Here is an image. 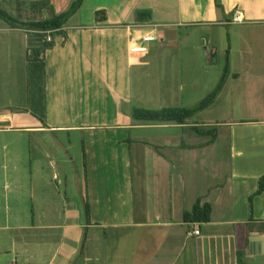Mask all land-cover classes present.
Returning <instances> with one entry per match:
<instances>
[{"label":"crops","instance_id":"obj_1","mask_svg":"<svg viewBox=\"0 0 264 264\" xmlns=\"http://www.w3.org/2000/svg\"><path fill=\"white\" fill-rule=\"evenodd\" d=\"M218 1L231 23L261 24L259 40L264 44V0ZM71 2L0 0V7L27 21L60 14ZM138 9L151 10V19L137 21ZM101 10L106 17L99 21L95 13ZM237 13L240 18L234 20ZM220 19L214 0H84L63 30L52 35L53 47L44 52V124L27 108L26 67L32 58L27 30L0 19V120L10 122L0 132L39 129L64 132L69 138L71 133L80 134L85 172L82 200L71 203L65 196L59 209L50 182L44 180L45 169L30 167L29 171L22 153L1 146L0 264H121L123 249L109 247V238L145 227L151 228L148 245L131 250L130 264H264V192L253 198L252 220L248 202L264 173V95L260 96L264 72L260 70L263 64H258L259 72L247 70V62L252 59V67L254 63L253 54L251 59L246 56L247 39L238 51L245 66L231 71L228 78L241 75L257 80L260 89L249 85L248 96L242 99L244 107L254 112L232 122L199 124L228 129V173L222 181L200 186L195 178L186 179L187 172L212 156V150H207L210 144L204 145L208 140L152 134L161 128L189 125L131 115L133 107L153 101L152 97L146 100L139 81H134V63L139 62L133 48L143 34L166 35L185 23L226 22ZM231 42L228 56L233 51ZM142 44L146 49L138 53L146 57L153 42ZM16 122L23 125L16 128ZM134 149L144 164L146 160V171L158 180L156 190L144 194V205L136 202ZM173 158L182 168L176 183L170 176ZM199 197L211 204L210 220L184 222L183 212ZM86 199L88 222L83 212ZM195 228L198 234L193 233Z\"/></svg>","mask_w":264,"mask_h":264},{"label":"rangeland","instance_id":"obj_2","mask_svg":"<svg viewBox=\"0 0 264 264\" xmlns=\"http://www.w3.org/2000/svg\"><path fill=\"white\" fill-rule=\"evenodd\" d=\"M214 4L218 17L221 18L220 20L226 21L224 24H208L212 22L201 21L203 23H185L184 26L178 27L175 31H166V35L157 31L154 34H143V37L149 36L158 39L153 38L150 40V42H153V47L150 48L146 57L135 51L137 55H134V57L139 63H134V81L136 83L139 81L138 85L140 90L143 91L142 94L146 95V100H148V97L153 98V101L146 102L141 107L195 106L216 86L226 63H228L230 72H239L243 69L246 62L239 61L238 58L242 55L238 51L242 49V43L245 39L249 44V47L246 48V56L251 59L253 54L254 60L253 67L251 66L252 59L247 62V65H249L247 70L251 73L259 72L258 64L259 66L263 64L260 70L264 72V62H260L264 57V44L259 40L260 32L263 29L262 25L258 23L250 25L233 24L231 23V16L225 14L223 6L218 8L217 0H214ZM255 21L263 20L258 19ZM230 40L232 41L233 51L228 56ZM31 68L32 65L29 63L26 67L27 74L31 73ZM27 78L31 82V76L27 75ZM227 78L225 83L227 80L228 83L226 85L224 83L218 100L212 102L206 109L195 113L190 118V122L197 124L207 122L227 123L248 118L254 112V110L244 107L245 104L242 99L248 96L246 91L249 85H255L257 90L260 89L257 80L244 78L241 75L239 78L238 75ZM31 89L32 87H29L27 83V108L31 113H40L41 107ZM263 95L264 89L261 90L260 96ZM226 98H228V101ZM229 102L230 104H228ZM256 111L258 112L257 109ZM25 114L31 116L27 111H25ZM22 125L15 123L16 128ZM216 129L219 136L215 137V142L210 143L211 146L209 145V148H207L208 151L212 150V156L208 159L206 157L202 166L198 165L196 170H190L186 174V179L187 177L191 179L193 177L196 179L197 185L200 186H214L217 181H222L223 176L228 173L226 167L229 161V141L227 137L229 132L222 125L216 126ZM153 131L152 134L158 136L163 134L173 137L184 136L187 141H207L211 138L210 135L201 136L197 134L189 126L185 128H161ZM81 140L80 134L71 133L69 138L64 132L58 131L53 133L50 131L41 132L39 129H9L0 132V149L3 144H6L10 146V149H16L22 153V163L28 167L29 171L30 167L33 168V171L36 168H44V180L50 182L53 188L52 198L58 202L59 209H62L65 196L71 203L74 201L78 203L84 195L85 172ZM134 153L133 184L136 202L137 204H143L144 194L150 192L154 187L156 190L158 180L155 179L154 181L155 175L146 171V160L144 164L135 149ZM174 159L171 161L174 168H172L170 176L171 182L176 183L182 168L175 163ZM219 175L221 176L217 180ZM29 179L30 175L28 174V181ZM149 230H151L149 227L127 229L121 232L119 238H109L107 243L109 247L118 246L123 249L118 262L121 264L132 262L131 250L148 245Z\"/></svg>","mask_w":264,"mask_h":264},{"label":"trees","instance_id":"obj_3","mask_svg":"<svg viewBox=\"0 0 264 264\" xmlns=\"http://www.w3.org/2000/svg\"><path fill=\"white\" fill-rule=\"evenodd\" d=\"M84 0H72L70 6L66 11L60 14H51L50 16L39 20H20L11 15L5 9L0 7V19L5 21L10 27H21L27 30L29 49L33 50V57L28 60L31 63V82L27 80L31 92L36 95V100L41 107V114L33 112L36 117L44 124L45 123V61L44 52L46 49L53 47L52 41H46V32H51L53 35L56 32H61L68 20L81 7ZM217 7L222 8V5L217 0ZM96 19L104 20L105 11H97L95 13ZM151 19V10L138 9L136 11V20L144 22ZM65 35V33H64ZM66 37V35H65ZM228 63H226L222 76L217 82L213 90L193 107H175L166 106L161 108H147V107H133L131 115L140 120L156 121V122H172L179 125H189V127L199 135L211 136V138L204 144H210L216 137L217 129L207 125H199L190 122V118L197 112L206 109L216 98L221 91L226 78L229 76ZM39 112V111H38ZM83 152L84 149L82 148ZM264 192V173L258 179V187L254 193L248 197L251 220L253 219V198ZM83 212L85 221H89L90 206L87 199L83 203ZM212 207L208 202H201V198H197L189 210L183 212L182 218L186 223L191 222H208L211 218Z\"/></svg>","mask_w":264,"mask_h":264},{"label":"built area","instance_id":"obj_4","mask_svg":"<svg viewBox=\"0 0 264 264\" xmlns=\"http://www.w3.org/2000/svg\"><path fill=\"white\" fill-rule=\"evenodd\" d=\"M239 18H240V15H239V13H237V14L235 15V17H234V20H239ZM153 38H154L155 40L158 39V38H156V37H149V36L143 37V36H142V39L140 40V43L137 44V47H134V48H133L134 51H145L146 46H145L144 44H142V42L149 43L150 40H152ZM45 39H46V41H52V35H51V32H49V31L46 32V37H45ZM193 233L198 234V233H199L198 228H195V229L193 230Z\"/></svg>","mask_w":264,"mask_h":264},{"label":"water","instance_id":"obj_5","mask_svg":"<svg viewBox=\"0 0 264 264\" xmlns=\"http://www.w3.org/2000/svg\"><path fill=\"white\" fill-rule=\"evenodd\" d=\"M30 53H31L30 57H33V53H34V51L31 50ZM8 125H10V122H9V121H6V120H0V127L8 126Z\"/></svg>","mask_w":264,"mask_h":264}]
</instances>
